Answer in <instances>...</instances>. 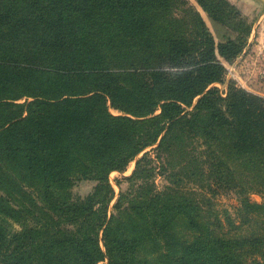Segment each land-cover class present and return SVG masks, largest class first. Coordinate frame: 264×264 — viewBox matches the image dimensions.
<instances>
[{"label": "trees", "instance_id": "obj_1", "mask_svg": "<svg viewBox=\"0 0 264 264\" xmlns=\"http://www.w3.org/2000/svg\"><path fill=\"white\" fill-rule=\"evenodd\" d=\"M199 3L222 21V5ZM186 4L0 0V264H98L105 257L109 264H142L146 241L161 233L174 240L171 222L180 214L199 234L183 245L179 264H264V239L239 238L232 231L230 239L216 238L198 214H189L193 207L183 203L185 198L149 189L162 154L187 148V142L227 148L248 160L247 172L264 175V98L234 87L224 98L212 87L224 84L227 72L217 53L231 62L245 39L234 38L225 26L223 35L217 28V42L200 17L197 40L171 31L166 15ZM142 153L128 178L144 183L137 190L140 206H134L135 217L114 225L115 215L107 221L115 194L109 176L124 173ZM252 155L260 162H250ZM211 161L215 170L217 159ZM187 174L184 179L196 176ZM79 179L99 184L65 216L70 222L81 217L77 233L43 239L56 230L62 233L60 222L50 217L45 222L29 190L57 210L66 204L54 190L64 192ZM243 206L251 215L264 213V203L246 198ZM94 216L92 236L83 227ZM125 225L127 233L119 238ZM103 227L106 253L96 239Z\"/></svg>", "mask_w": 264, "mask_h": 264}, {"label": "rangeland", "instance_id": "obj_2", "mask_svg": "<svg viewBox=\"0 0 264 264\" xmlns=\"http://www.w3.org/2000/svg\"><path fill=\"white\" fill-rule=\"evenodd\" d=\"M185 1L188 4L174 7L171 13H168L165 17L164 22L169 25L171 31L172 28H175L178 31L180 30L181 36L197 40L199 38L197 24L198 17H200L209 34L217 42H219L218 38L221 37L217 33V28L222 35L227 28L234 38L241 37L245 39L243 51L231 62L222 59L216 52L218 59L227 72L224 84H214L212 87L219 88L224 98L227 97L228 89L231 87L250 92V86L252 85L262 92L264 84L256 76L249 79L246 72L250 70L251 65L248 64L246 67L245 60L250 61V59L258 57L259 52L264 47V0H203L209 6L208 8L222 5V23H219L206 12L200 5L199 0ZM180 8L183 12L180 11ZM246 27L249 28V33L245 32ZM176 33L178 32L173 31V34ZM166 35L167 33L163 34L164 37ZM198 100L199 98L195 100L194 106L198 103ZM110 112L113 115H120L113 109H110ZM186 145L187 148H172L162 154L165 159L157 164V167H159L158 174L149 182V189L154 193L167 192L171 199L185 198L182 200L183 203L185 205L192 204L193 207L189 210V214L193 216L198 214L199 218L197 220L207 224L211 228L209 231L212 233L213 230L216 238L230 239L229 234L232 231V234H240L239 238L264 239V213L251 215L243 206L246 198L258 204L264 203V175L259 177L255 173L247 172L245 162H248V160L245 161L243 157H239L236 152H230L227 148H196V144L188 142ZM142 155L143 153L131 162L124 173L113 172L109 176L115 194L108 204L107 221L109 222L112 216L115 215L116 222L114 225L123 223L129 217L136 216L137 212L134 210V206H140L137 201V190L144 183L143 181L132 182L128 178L133 175L137 160ZM211 158L217 159V162L214 163L215 170L211 169L209 164V162H212ZM249 161L252 163L260 162L254 155L251 156ZM185 164L188 167H185L186 170L183 168ZM164 165L165 170L160 168ZM218 166L222 169L220 170ZM225 168L229 171H225ZM174 173L176 175L171 178V174ZM192 173H195L196 176L191 179H184L185 174L189 177ZM169 178L171 180L184 179V182L178 185L172 184ZM98 184L99 182L93 179H79L74 182L70 189L64 192L54 190L60 201L66 204L60 206L57 210L44 204L39 194L29 190L41 206L40 212L45 214V222L49 217L60 222L59 228L62 233L56 230L46 234L43 239L49 241L62 240V236H71L77 233L81 217L78 221L70 222L65 219V216L74 212L75 206L85 203L95 193ZM241 186L244 187V191ZM97 208L99 207L96 206ZM35 212L39 214V211ZM39 216L41 218V215ZM96 218V216L92 217L89 223L84 225V232L94 236V230H97ZM184 218L185 216L180 214L171 222L173 225L171 235L174 236V240L167 237L165 233H161L158 238H150L151 240L146 241L139 255L140 258L146 260L145 262L142 260V264H179L178 258L182 253L181 248L187 241H195L199 234L198 229H194L193 225H188L187 218ZM168 219L171 221L172 216L170 215ZM30 223L34 225L35 221L30 220ZM16 228L18 229L19 226H16ZM104 228L98 230L96 239L106 253ZM127 230V225L122 226L119 238L127 233ZM47 231L44 229V232ZM78 236L81 239V234H78ZM234 251H236V248L233 245L231 252ZM231 252L229 255L233 258ZM98 264H109L108 257H105Z\"/></svg>", "mask_w": 264, "mask_h": 264}, {"label": "built area", "instance_id": "obj_3", "mask_svg": "<svg viewBox=\"0 0 264 264\" xmlns=\"http://www.w3.org/2000/svg\"><path fill=\"white\" fill-rule=\"evenodd\" d=\"M261 56V58H260ZM250 62V63H249ZM246 66L251 65L250 70H247L249 79L256 76V78L264 84V57L262 51L259 52V56L249 60H245ZM264 95V94H263ZM264 98V96H262Z\"/></svg>", "mask_w": 264, "mask_h": 264}, {"label": "crops", "instance_id": "obj_4", "mask_svg": "<svg viewBox=\"0 0 264 264\" xmlns=\"http://www.w3.org/2000/svg\"><path fill=\"white\" fill-rule=\"evenodd\" d=\"M262 50V53H263V57H264V47L261 49ZM245 67V66H244ZM244 67H242L244 69ZM247 67V66H246ZM251 87V91L252 93L256 94V95H259V96H264V90L261 92L260 89L256 88V87H253L252 85L250 86Z\"/></svg>", "mask_w": 264, "mask_h": 264}]
</instances>
